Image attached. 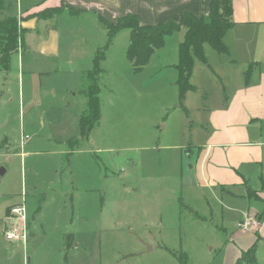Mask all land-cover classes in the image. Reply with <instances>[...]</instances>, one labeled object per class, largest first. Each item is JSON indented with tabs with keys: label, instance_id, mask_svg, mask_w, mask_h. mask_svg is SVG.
<instances>
[{
	"label": "rangeland",
	"instance_id": "1",
	"mask_svg": "<svg viewBox=\"0 0 264 264\" xmlns=\"http://www.w3.org/2000/svg\"><path fill=\"white\" fill-rule=\"evenodd\" d=\"M6 6L0 5V18L16 13L15 3ZM86 17L64 10L55 19H34L35 27L22 33V47L6 66L0 63V264H179L180 256L186 264H229L255 241L256 258L264 264L261 226L256 240L236 222L256 204L263 210L264 202L243 186L219 202L213 191L193 185L186 165L205 135L209 104L224 96L223 77L211 65L220 62L211 55H222L205 44L206 62L194 58L195 90L179 104L176 72L166 65L182 33L167 36L137 72L125 55L126 39L118 36L108 49L106 71L98 75L100 119L83 134L79 117L91 60L53 61L58 69L36 76L29 64H39L43 47L46 55L54 47L59 54L81 50L72 30ZM55 23L56 44L49 39ZM95 28L91 33L102 48L107 37L100 38L102 26ZM43 41L50 44L38 45ZM87 46L93 54L96 46ZM250 185L257 194L256 180ZM21 194L33 228L25 247L2 231L5 209ZM220 212L228 220H220ZM241 231L244 237L234 235Z\"/></svg>",
	"mask_w": 264,
	"mask_h": 264
},
{
	"label": "crops",
	"instance_id": "2",
	"mask_svg": "<svg viewBox=\"0 0 264 264\" xmlns=\"http://www.w3.org/2000/svg\"><path fill=\"white\" fill-rule=\"evenodd\" d=\"M2 3L7 6H12L15 3V6H17L16 13L12 15H16L18 21L19 19H25L27 21V23L25 22V25L28 26L25 28L26 31L35 27L32 22H36L34 19H55L57 14L64 10L76 18L78 17V19L81 16H90V18L86 17V19L77 20L72 30L77 43L81 45V50H73V52L69 51L64 54H59V51L54 47L53 53H51L52 55H46L47 50L44 47L39 49L41 50L39 64L35 61L29 64V74L36 76L37 74L49 73L51 70L58 69L60 66L59 62L53 61L63 60L67 64H72L73 57L84 61L90 59L92 68L94 66L93 58L99 49L101 50L102 48L96 46L98 39L91 32L96 29L95 26L98 24L100 27L102 26V31L99 33L100 38L102 39L104 35L107 37L105 27L99 19L101 17L110 22H115L120 15L134 13L141 24L160 23L177 19L180 11H188L198 15L206 10L209 0H0V5ZM31 5H35V7L31 8ZM57 7H59L57 12L53 13V9ZM22 9L25 12L22 13ZM231 15L233 23L226 29L223 35L226 52H221V57L211 55V57L214 56L213 58H220V62L217 64L210 62L213 66V71L223 77L224 96L220 103L209 104L206 116L207 127L204 129L202 125L205 135L195 145L196 154L194 159L187 160L186 165H188V171L194 177L192 179H195L193 185L198 187V189L205 188L213 191L211 193H213V196L219 202L230 197V195L236 196L232 190L240 191L239 189L242 186L241 191L248 194V190L252 189L250 181L255 179L259 186V188H254L258 191L256 198L263 203L264 0H233ZM82 23H85L86 27L84 30L78 31V28L82 27ZM56 25L55 23L50 26L54 36L49 38L51 39L50 42L53 43L54 41L55 44L57 42V38H55ZM178 31L182 33L180 38L182 39L184 30L180 29ZM120 35L126 39L124 42L126 48L129 33L127 29H120L106 47L107 50L105 51L104 57L98 62L102 70L101 73L107 69L104 66V62L108 59V49H110L115 38L117 39ZM180 39L178 40L177 38L175 46ZM106 40L107 38L105 42ZM47 41L40 42L38 45L50 44ZM87 44L96 46L93 54H91L92 49ZM82 47L86 48L82 49ZM176 59L177 46L175 48V57L166 66L173 68V65L176 64ZM46 61H52L50 64L51 67H47L48 63H45ZM79 63L81 64L82 61ZM216 66L221 67V69L217 70ZM91 68H88L86 71ZM79 69L80 71L84 70L83 67ZM66 70L70 71L73 69L69 67ZM17 73L20 74V71L17 70ZM193 86L192 91L196 87L194 83ZM189 92L191 90L185 93L183 99L186 98ZM32 104H34V100L29 98L26 103L28 105L27 107L30 109ZM261 209L260 206L257 207V204L256 206L250 207L242 215V218L236 221L237 227L240 221L245 217H249L254 225L248 229L238 228L240 230L250 231L254 236L256 234L260 236L258 233L260 226L264 233V229L262 228L264 226V214L259 218L260 222L255 219ZM218 216L220 220H228L222 212ZM230 221L232 222L231 219ZM27 228L28 241L33 235L32 222L27 223ZM237 233L241 237L246 235V232L242 231L236 232L234 235L236 236ZM65 235L63 236L65 237ZM234 235L233 233L229 235L233 242ZM254 236L249 235L247 238L253 239ZM228 248L234 250L233 245H228ZM239 254L241 253H237L238 257ZM232 261L229 264H233L234 261Z\"/></svg>",
	"mask_w": 264,
	"mask_h": 264
},
{
	"label": "trees",
	"instance_id": "3",
	"mask_svg": "<svg viewBox=\"0 0 264 264\" xmlns=\"http://www.w3.org/2000/svg\"><path fill=\"white\" fill-rule=\"evenodd\" d=\"M232 1L209 0L206 10L198 15L188 11H180L177 19L160 23L141 24L134 13L120 15L115 22H110L102 17L99 18L105 27L107 40L102 49H99L95 54L93 58L94 66L85 72L87 85L82 90L85 96V110L79 117L81 132L86 134L100 119L98 75L102 70L98 62L104 57L106 47L118 30H128L129 39L125 55L129 62L133 64L134 72L143 68L154 50L161 48L167 36L173 34L176 30H184L182 39L176 45L177 59L176 64L173 65L176 72L174 83L178 90V102L182 104L185 93L192 91L194 88L190 82L195 62L194 58L206 62L205 44L210 45L218 53L226 52L223 35L233 23L231 15ZM58 8L53 9V13L57 12ZM24 31L26 29L20 26L16 15L0 18V63H3V66H6L5 64H7L10 55L18 50L19 46H22V33ZM248 192L249 196H257L255 192H250V189ZM263 212L264 208L258 213L257 220ZM256 236V240L259 239L260 236L257 234ZM255 245L256 241L246 249L241 250L240 256L233 264H240L242 261L249 264H259L256 258ZM178 258L179 264H186L182 256Z\"/></svg>",
	"mask_w": 264,
	"mask_h": 264
},
{
	"label": "built area",
	"instance_id": "4",
	"mask_svg": "<svg viewBox=\"0 0 264 264\" xmlns=\"http://www.w3.org/2000/svg\"><path fill=\"white\" fill-rule=\"evenodd\" d=\"M20 201L10 205L5 211L3 218L2 229L3 236L9 241H21L24 247L27 244L28 239V213L25 204L24 195H20ZM253 221L249 217H245L240 223H238L239 228L248 229Z\"/></svg>",
	"mask_w": 264,
	"mask_h": 264
},
{
	"label": "water",
	"instance_id": "5",
	"mask_svg": "<svg viewBox=\"0 0 264 264\" xmlns=\"http://www.w3.org/2000/svg\"><path fill=\"white\" fill-rule=\"evenodd\" d=\"M4 172V169H0V174H2Z\"/></svg>",
	"mask_w": 264,
	"mask_h": 264
}]
</instances>
